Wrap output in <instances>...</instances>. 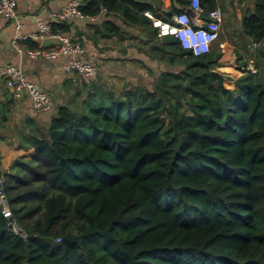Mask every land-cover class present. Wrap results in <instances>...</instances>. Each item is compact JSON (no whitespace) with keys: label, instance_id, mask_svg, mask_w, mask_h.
<instances>
[{"label":"trees","instance_id":"obj_1","mask_svg":"<svg viewBox=\"0 0 264 264\" xmlns=\"http://www.w3.org/2000/svg\"><path fill=\"white\" fill-rule=\"evenodd\" d=\"M254 4L242 36L262 46L256 71L245 61L234 88L213 70L221 48L194 55L174 36H159L152 56L178 71L161 72L152 88L85 83L77 104L59 106L31 131L34 157L51 165L49 183L75 202L51 196L44 220L25 226L36 207H14L9 177L27 237L11 231L0 208V264H264V0ZM104 7L130 25L151 24L140 14L149 4H80L90 15ZM51 25L69 29L66 21ZM72 207L78 229L64 223L55 232Z\"/></svg>","mask_w":264,"mask_h":264},{"label":"crops","instance_id":"obj_2","mask_svg":"<svg viewBox=\"0 0 264 264\" xmlns=\"http://www.w3.org/2000/svg\"><path fill=\"white\" fill-rule=\"evenodd\" d=\"M68 1L18 0L16 19L0 18V64L11 62L20 65L26 76L41 83L51 93L54 100V107L50 112L37 113L28 97L16 98L6 87L4 80L0 79V175H5L7 180L9 177L13 179V176L20 171V166L27 165L26 162L30 163L36 154L35 148L30 144L31 131L40 126H47L58 107L73 101L75 93L80 90L87 91L85 83L77 74L63 70L62 64L68 60V56L63 55L57 59L32 58L20 52L13 42L19 24V31L27 36L26 39L20 41L23 49L45 45L44 41L33 37L38 32V22L41 20L50 23L57 22L52 19V13L58 11ZM132 1L151 5L144 11L151 10L157 16L164 18H171L187 9L190 4V0ZM213 1L215 6L221 7L224 13L227 12L226 7H230L237 19L236 28L230 25L229 35L220 41L223 48H235L239 32L243 31V19L254 10V0ZM204 4L205 8L211 7L207 0ZM144 11L140 14L144 15ZM66 23L69 29L65 31L73 40L85 47L87 58L99 67V80L96 84L106 83L111 86L115 79L124 76L134 77L133 75L138 70L137 67L130 69L127 65L138 63V61L142 64L145 62L155 74L172 71L167 62L152 56L153 49L161 44L162 37L152 38L153 26L150 22L138 26L130 25L123 20L120 12L107 10L95 21L72 19ZM225 24L224 19L222 33ZM243 42L250 47V60L258 61L256 53L262 44L256 43L244 34L241 43ZM157 63H163L166 69L158 71ZM222 63L225 64V61L223 60ZM138 72H141V69Z\"/></svg>","mask_w":264,"mask_h":264},{"label":"built area","instance_id":"obj_3","mask_svg":"<svg viewBox=\"0 0 264 264\" xmlns=\"http://www.w3.org/2000/svg\"><path fill=\"white\" fill-rule=\"evenodd\" d=\"M79 0H69L58 11L52 13V19L57 22L72 19L95 21L107 8H102L97 15L85 14L80 9ZM18 0H0V18L10 20L17 17ZM191 11V12H190ZM144 15L150 18L151 25L158 28L160 36L172 35L179 45L194 55H202L212 51L219 41L224 25V12L219 6L205 8L202 0H190L187 9L173 15L171 18L157 16L151 10L144 11ZM13 42L16 48L32 58L57 59L60 56H68V60L62 64L65 72L77 74L81 80L92 86L99 80V67L86 56L85 47L71 38L70 34L62 30H54L50 22L41 20L38 22V32L33 37L40 41H51L49 45H39L35 48L23 49L20 41L27 38L19 31ZM256 71L255 62L250 60L247 66ZM0 79L16 98L28 97L35 112L44 114L54 107L51 93L41 83L29 79L24 69L17 64L7 62L0 64ZM7 177L0 175V208L3 216L8 221V226L14 234L27 237V231L17 220L6 191Z\"/></svg>","mask_w":264,"mask_h":264},{"label":"rangeland","instance_id":"obj_4","mask_svg":"<svg viewBox=\"0 0 264 264\" xmlns=\"http://www.w3.org/2000/svg\"><path fill=\"white\" fill-rule=\"evenodd\" d=\"M227 12L224 13V19H225V26L224 31L222 33V36L220 37L219 41L215 44L214 48L219 49L221 48V51H223L222 58L225 61V64L222 63V58L220 59L221 64L217 67H215L213 70L218 71L222 74H224L227 77H230L231 79H226L225 81L231 82L230 87L234 88L235 82L234 79L238 78L239 76L243 75V63L245 61H248L250 63V47L246 44V42H242V32H239V38L237 44L235 43L236 47H229V48H223L221 47L220 41L225 39L226 36L229 35L231 26L233 28H236V18L234 16V13L230 10V7H226ZM231 25V26H230ZM159 31H158V37H159ZM137 41H140L137 39ZM145 61V60H144ZM148 65L145 64V62L142 64V62L138 61V63L127 65V67H130V69H134L137 67V69H141V72H138L134 74L132 78H129L128 76L121 77L119 79H115L112 81L111 88L115 91H120L122 89L126 88L127 81L129 83H134L136 85H144L148 88H152V86L157 82V77L159 74H155L151 72V69L147 67ZM157 70L162 71L166 69V67L163 65V63H157ZM226 68H229L227 70ZM248 68V67H247ZM162 69V70H161ZM170 69L172 71H178V67L170 66ZM249 69V68H248ZM224 81V85L226 87H229V85H226ZM90 87V86H89ZM88 87V89H89ZM87 89V87H85ZM82 92L75 93L73 96L74 103H78V99L81 94L85 95L86 90ZM27 165H21L20 171L13 176V179L10 178V194L12 197H15V201L13 203L14 207H16L19 211H25L31 207H36V209L29 213L25 218H23V223L25 226H30L34 224L37 220H44L45 218V211H46V200L47 198L51 196H57L61 195L66 198L68 202L74 205L75 197L59 190L57 187L51 185L49 183V176H50V168L51 165L44 160L43 158H32V161L26 162ZM43 187L44 192L43 193H30L29 191L35 189L36 187ZM80 222V217L76 214L75 210L72 209L67 213L64 219L59 221L54 227L55 232H60L61 227L64 223L67 224V230L75 231L78 229Z\"/></svg>","mask_w":264,"mask_h":264},{"label":"water","instance_id":"obj_5","mask_svg":"<svg viewBox=\"0 0 264 264\" xmlns=\"http://www.w3.org/2000/svg\"><path fill=\"white\" fill-rule=\"evenodd\" d=\"M191 12V11H190ZM51 43V41H47V42H45L44 44L45 45H48V44H50Z\"/></svg>","mask_w":264,"mask_h":264},{"label":"bare ground","instance_id":"obj_6","mask_svg":"<svg viewBox=\"0 0 264 264\" xmlns=\"http://www.w3.org/2000/svg\"><path fill=\"white\" fill-rule=\"evenodd\" d=\"M227 70H229V68H226Z\"/></svg>","mask_w":264,"mask_h":264}]
</instances>
